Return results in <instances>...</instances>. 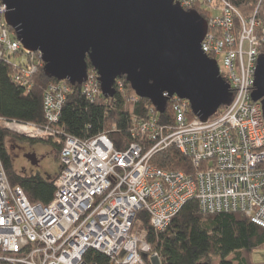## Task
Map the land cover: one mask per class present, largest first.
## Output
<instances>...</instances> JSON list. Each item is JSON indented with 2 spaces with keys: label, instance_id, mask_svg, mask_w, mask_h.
<instances>
[{
  "label": "built area",
  "instance_id": "2783aa9c",
  "mask_svg": "<svg viewBox=\"0 0 264 264\" xmlns=\"http://www.w3.org/2000/svg\"><path fill=\"white\" fill-rule=\"evenodd\" d=\"M175 2L186 11L207 7L202 51L230 85L231 104L203 121L188 100L174 96L165 111L169 107L172 123L162 121L165 113L152 105L146 117L132 118V142L120 151L105 133L87 140L69 135L60 121L76 86L50 82L43 97L44 126L1 122L22 137L53 140L62 148L48 205L31 204L21 187H12L0 158V264H97L90 261V251L112 264H146L147 255L159 261L146 234L135 231L138 213L146 211L155 231L164 232L191 200L205 214L241 212L264 227V112L252 99L264 54V23L256 14L243 17L229 0ZM7 11L0 0V59L13 64L16 84L31 88L44 63L40 53L23 47L5 20ZM79 87L91 103L103 95L95 70H88ZM115 90L125 94L121 78ZM138 99L134 92L128 102ZM170 148L187 159L189 172L153 163Z\"/></svg>",
  "mask_w": 264,
  "mask_h": 264
},
{
  "label": "water",
  "instance_id": "95a60500",
  "mask_svg": "<svg viewBox=\"0 0 264 264\" xmlns=\"http://www.w3.org/2000/svg\"><path fill=\"white\" fill-rule=\"evenodd\" d=\"M3 2L7 24L27 51L41 54L49 79L81 86L90 64L106 98L115 96L117 79L125 77L158 113H165L168 101L178 96L203 121L233 100L217 62L202 51L207 21L175 0ZM252 99L261 102L264 112V54ZM35 157L26 155L33 166Z\"/></svg>",
  "mask_w": 264,
  "mask_h": 264
},
{
  "label": "trees",
  "instance_id": "16d2710c",
  "mask_svg": "<svg viewBox=\"0 0 264 264\" xmlns=\"http://www.w3.org/2000/svg\"><path fill=\"white\" fill-rule=\"evenodd\" d=\"M229 1L243 17L256 14L264 23V0ZM194 10L204 19L208 18L198 6ZM43 68L35 76L32 87L26 88L14 82L13 64L6 58L0 59V158L12 187H21L31 204L48 205L54 198V182L60 166L53 178L18 174L8 150L9 141L32 144L37 141L15 135L1 126L4 120L37 126L46 124L43 97L47 85L55 79H49ZM89 71H94L90 64ZM121 81L125 94L116 92L113 98L101 95L92 103L82 95L81 87H74L60 121L66 132L83 140L105 133L117 150H125L132 142V118L146 117L152 104L141 98L134 104L128 102L134 91L125 77ZM168 111L160 119L172 123L173 115ZM57 146L61 150L62 146ZM153 163L169 171L191 170L187 159L174 148L157 155ZM138 222L147 242L158 254L160 264H256L253 253L264 248V227L254 224L241 212L205 214L197 200L189 201L164 232L155 231L146 211L138 213L135 226ZM89 259L97 264H112L106 255L96 251H90Z\"/></svg>",
  "mask_w": 264,
  "mask_h": 264
},
{
  "label": "rangeland",
  "instance_id": "374dc122",
  "mask_svg": "<svg viewBox=\"0 0 264 264\" xmlns=\"http://www.w3.org/2000/svg\"><path fill=\"white\" fill-rule=\"evenodd\" d=\"M202 10L208 11L207 7H203ZM210 13L213 17L219 15V12L217 11H210ZM16 60L17 59H15V61ZM220 66H222V64H220ZM2 127L5 128V126ZM57 145L61 146V144H55V141L53 142V140L52 142L37 141L35 144L24 141L11 140L8 143V150L13 157L14 168L18 174L22 176L40 174L45 178H53L58 173L60 166L61 150ZM34 151L42 154V156H45L44 161L40 163L38 167L33 166L31 162L26 158V155H30ZM142 230L143 229L141 228V223H136L135 231L142 233ZM148 257L150 256L147 255L146 258H144L146 264H149ZM253 259L256 264H264V248L253 253Z\"/></svg>",
  "mask_w": 264,
  "mask_h": 264
},
{
  "label": "flooded vegetation",
  "instance_id": "af4514ba",
  "mask_svg": "<svg viewBox=\"0 0 264 264\" xmlns=\"http://www.w3.org/2000/svg\"><path fill=\"white\" fill-rule=\"evenodd\" d=\"M31 154L36 155V157H35V161H37L36 167H38L40 165V163H42L45 159V156H42V154H39L38 152L34 151Z\"/></svg>",
  "mask_w": 264,
  "mask_h": 264
},
{
  "label": "crops",
  "instance_id": "0c3cea01",
  "mask_svg": "<svg viewBox=\"0 0 264 264\" xmlns=\"http://www.w3.org/2000/svg\"><path fill=\"white\" fill-rule=\"evenodd\" d=\"M146 258V257H144ZM150 257H148V261H149V264H160V262L158 260H155V259H149Z\"/></svg>",
  "mask_w": 264,
  "mask_h": 264
}]
</instances>
